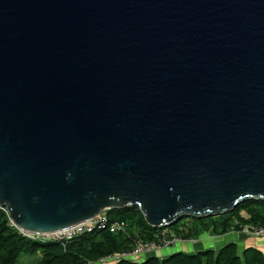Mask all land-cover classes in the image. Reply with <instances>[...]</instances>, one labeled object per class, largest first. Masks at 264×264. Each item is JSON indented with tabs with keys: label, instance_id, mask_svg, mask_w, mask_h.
I'll return each mask as SVG.
<instances>
[{
	"label": "water",
	"instance_id": "obj_1",
	"mask_svg": "<svg viewBox=\"0 0 264 264\" xmlns=\"http://www.w3.org/2000/svg\"><path fill=\"white\" fill-rule=\"evenodd\" d=\"M247 201H264V0H0L14 226L137 207L171 227Z\"/></svg>",
	"mask_w": 264,
	"mask_h": 264
},
{
	"label": "trees",
	"instance_id": "obj_2",
	"mask_svg": "<svg viewBox=\"0 0 264 264\" xmlns=\"http://www.w3.org/2000/svg\"><path fill=\"white\" fill-rule=\"evenodd\" d=\"M107 213L111 220L124 223L126 233L96 231L63 248L60 244L41 243L23 237L11 226L7 214L0 210V264H16L20 255L32 257L37 253L40 254L39 260L33 264H102L103 259L130 249L138 241L152 240L160 229L150 227L137 207L114 208ZM199 220L203 221L202 218L188 217L171 227L185 242L196 240L208 231L212 235H223L239 232L245 225L264 227V201L244 202L218 218H205L203 222L206 223ZM193 221L196 226H190L184 234L183 229ZM139 260H120L115 264H264V253L255 248L239 251L236 243H229L215 250L177 252L163 258Z\"/></svg>",
	"mask_w": 264,
	"mask_h": 264
},
{
	"label": "built area",
	"instance_id": "obj_3",
	"mask_svg": "<svg viewBox=\"0 0 264 264\" xmlns=\"http://www.w3.org/2000/svg\"><path fill=\"white\" fill-rule=\"evenodd\" d=\"M0 210L4 211L8 216L5 208H0ZM107 211L108 210H103L94 217L81 222L71 228L46 235H35L23 232L16 226H14L10 222V220L9 222L11 226L16 229L17 233L21 234L23 237H27L41 243L60 244L63 248H66L74 240L81 238L82 236L92 234L96 231L105 230L112 234H116L119 232L126 233L124 223L118 220H111ZM170 229L171 228L169 227H161L155 232L152 240L138 241L130 249H127L120 254L105 258L101 261V263L115 264L120 260L138 261L148 253L157 252L161 249L164 250V248L167 249L170 248V246H174V244L176 245L182 242V238L180 236H177L173 230L170 231ZM185 230L186 229H184V234H187ZM239 232L241 234H246L248 237L252 238L264 237V227L261 226L245 225ZM239 232L236 233L239 234Z\"/></svg>",
	"mask_w": 264,
	"mask_h": 264
},
{
	"label": "crops",
	"instance_id": "obj_4",
	"mask_svg": "<svg viewBox=\"0 0 264 264\" xmlns=\"http://www.w3.org/2000/svg\"><path fill=\"white\" fill-rule=\"evenodd\" d=\"M211 236L213 237H210V234L201 235L199 237L201 242H198L197 244L183 241L181 243L176 244L175 246L171 248L160 250L157 252L148 253L142 258H140L139 261L141 262V261H144L152 257L163 258L165 256H168V255H171L177 252L203 251V250H209V249L215 250L229 243H236L239 251H243L247 248H255L264 253V238L262 239L248 238L245 241H241L238 238V234L234 232H228L223 235H211Z\"/></svg>",
	"mask_w": 264,
	"mask_h": 264
},
{
	"label": "rangeland",
	"instance_id": "obj_5",
	"mask_svg": "<svg viewBox=\"0 0 264 264\" xmlns=\"http://www.w3.org/2000/svg\"><path fill=\"white\" fill-rule=\"evenodd\" d=\"M241 214H242V216L244 217V218H246L247 219V216L244 214V212H241ZM222 215H225V214H222ZM222 215H220V216H222ZM220 216H217V217H212V218H218V217H220ZM202 220L204 221L205 220V218H202ZM185 220H183L182 221V223L184 222ZM203 221H201V220H199V222H201V223H206V222H203ZM196 222H190L187 226H186V230H185V232H188V229L187 228H189L190 226L192 227H194V226H196V224H195ZM181 224V223H180ZM234 224H236V221L234 222ZM174 226V225H173ZM175 227V226H174ZM169 228H171L170 229V231L172 230V227H169ZM184 228V227H183ZM182 228V229H183ZM184 230V229H183ZM204 234H210V237H213V236H211L212 234H211V231H208V232H205V233H202L201 235H204ZM239 234H241L240 232H239ZM238 234V235H239ZM200 235V236H201ZM199 236V237H200ZM197 238L196 240L195 239H193V240H191V241H188V242H191V243H193V244H197L198 242H201V240H200V238ZM248 238H252V237H248ZM262 238H264V237H254V239H262ZM180 242V241H179ZM182 242H183V240H182ZM181 243V242H180ZM174 246H175V244H174ZM173 247V246H172ZM170 248H171V246H170ZM164 249H166V248H164ZM168 249V248H167ZM161 250H163V249H161ZM211 250V249H210ZM39 257H40V254L39 253H37L36 255H34V256H32V257H30V256H25V255H20L19 257H18V259H17V262H16V264H33V263H36L38 260H39Z\"/></svg>",
	"mask_w": 264,
	"mask_h": 264
}]
</instances>
